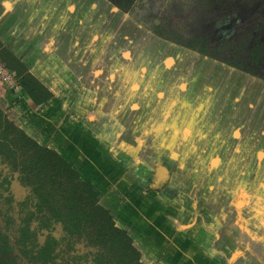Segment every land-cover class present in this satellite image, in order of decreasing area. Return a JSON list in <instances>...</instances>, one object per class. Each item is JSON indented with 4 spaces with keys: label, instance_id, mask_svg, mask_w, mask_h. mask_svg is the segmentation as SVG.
Instances as JSON below:
<instances>
[{
    "label": "crops",
    "instance_id": "1",
    "mask_svg": "<svg viewBox=\"0 0 264 264\" xmlns=\"http://www.w3.org/2000/svg\"><path fill=\"white\" fill-rule=\"evenodd\" d=\"M127 14L108 0H0V42L53 94L37 106L18 87L0 107L39 142V125L61 126L87 150L56 149L145 264H264V79Z\"/></svg>",
    "mask_w": 264,
    "mask_h": 264
},
{
    "label": "trees",
    "instance_id": "2",
    "mask_svg": "<svg viewBox=\"0 0 264 264\" xmlns=\"http://www.w3.org/2000/svg\"><path fill=\"white\" fill-rule=\"evenodd\" d=\"M109 1L124 12H128L132 10L135 0ZM154 33L160 38L171 41L166 38L167 34L164 32L158 30ZM200 43V40H196L192 44L182 46L202 56L218 60L216 55L210 53L209 45L204 44L200 47ZM250 54L255 67H263L264 40L257 37ZM0 59L10 72L15 73L19 87L37 106L53 97L49 89L23 62L4 48L1 42ZM218 61L238 70H244L243 63L235 64L230 60ZM0 158L14 171L19 170L22 182L32 188L33 196L37 201L41 228L49 229L54 224H61L70 238H76L87 247L97 249L96 264H145L142 261L143 255L135 246L132 237L117 225L112 213L101 205V192L95 188L93 182L84 179L59 151L29 135L2 107H0ZM163 188L150 186L147 190L162 191ZM21 235L19 242L25 237L35 238L29 225L22 229ZM4 240L0 238V261L2 264H18L16 259H6L12 249L6 244L7 251H3ZM55 243V240L50 238L47 246L52 247ZM31 244L39 247L33 241ZM24 253L30 262L39 264V252L37 256L33 255V250ZM46 254L50 255L51 250H43V264L47 262L57 264L54 259L46 257ZM29 255L32 258H29Z\"/></svg>",
    "mask_w": 264,
    "mask_h": 264
},
{
    "label": "flooded vegetation",
    "instance_id": "3",
    "mask_svg": "<svg viewBox=\"0 0 264 264\" xmlns=\"http://www.w3.org/2000/svg\"><path fill=\"white\" fill-rule=\"evenodd\" d=\"M117 1L120 0H116V2ZM127 1L130 2L131 0ZM142 7L143 0H135L131 8L132 10L126 13L129 14L130 19H133L138 24L148 26L147 19L140 16V9ZM150 21L151 26H148V28L154 35V32L158 30L164 32L167 34L166 38L174 42H171L172 44L178 43L179 45L181 44V46H187L196 40H200V47L204 44L209 45L211 49L210 53L216 55L218 60H230L234 61L235 64L243 63L244 70L242 71L250 72L264 79V66L255 67V63L251 59L252 55L250 54L251 49L255 45V40L258 37L257 35H261L263 29L255 27L246 37H235L231 39L229 41L230 48L228 50H223V43L211 40L210 38H184L180 35V32L172 26L173 24H170V19V23L160 20L157 22L154 19H150ZM260 26L264 27V23H261ZM260 35L259 37L264 40ZM251 36L254 37V45L248 47L245 40L247 37L250 39ZM242 54H246V56ZM247 61L249 63H247ZM39 220L40 215L37 201L33 196L32 188L22 182L19 170L14 171L10 166L3 163V160L0 158V238L5 239L4 252L7 251L6 244L12 249L6 256V259H16L18 264H33L29 261L28 257L24 255V252L33 250L34 256H37L39 252V264H43V250H51V254H46V257L54 259L57 264H96L95 258L97 249L87 247V245L83 242L80 243L76 238H70L61 224H54L49 229L41 228V220ZM28 225L31 232L34 233L35 238L27 239V237H25L19 242V239L22 237V229L26 228ZM50 238L54 239L56 242L52 247L47 246ZM32 241L35 245H39V247H34L31 244ZM29 258H32L31 255H29ZM0 264H2L1 261ZM47 264H52V262H47Z\"/></svg>",
    "mask_w": 264,
    "mask_h": 264
},
{
    "label": "rangeland",
    "instance_id": "4",
    "mask_svg": "<svg viewBox=\"0 0 264 264\" xmlns=\"http://www.w3.org/2000/svg\"><path fill=\"white\" fill-rule=\"evenodd\" d=\"M140 16L147 19L148 26H151L150 19L157 22L167 21V23L171 21L170 24H173L172 26L184 38H210L223 43V50L230 48L231 39L246 37L255 27L263 29L262 34L257 36L260 35L264 39V27L260 26L264 23V0H143ZM141 25L149 30L148 26ZM245 41L248 47L254 45L253 36L250 39L247 37ZM168 42L171 43V41ZM242 55L246 56V54ZM248 61L247 63L250 62ZM15 88V83L13 85L0 83L2 93L7 91L13 94L16 92ZM52 129L54 126H49L47 130L39 125V139L43 140L41 143L59 149L66 155L72 145L77 146L75 148L77 155H88L87 150H78L79 144L63 135L64 130L61 126H56L54 134H52ZM45 130L47 131L44 132ZM57 132L62 134L55 136ZM74 160L76 163L80 162L78 158Z\"/></svg>",
    "mask_w": 264,
    "mask_h": 264
},
{
    "label": "built area",
    "instance_id": "5",
    "mask_svg": "<svg viewBox=\"0 0 264 264\" xmlns=\"http://www.w3.org/2000/svg\"><path fill=\"white\" fill-rule=\"evenodd\" d=\"M0 83L13 85L15 83V90L18 89L19 85L16 80V75L13 72H10L5 64L0 59ZM20 88V87H19Z\"/></svg>",
    "mask_w": 264,
    "mask_h": 264
},
{
    "label": "water",
    "instance_id": "6",
    "mask_svg": "<svg viewBox=\"0 0 264 264\" xmlns=\"http://www.w3.org/2000/svg\"><path fill=\"white\" fill-rule=\"evenodd\" d=\"M128 15V14H127Z\"/></svg>",
    "mask_w": 264,
    "mask_h": 264
}]
</instances>
